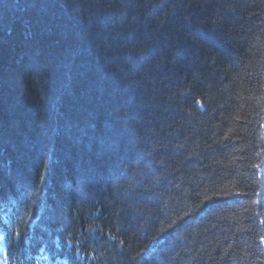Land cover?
<instances>
[{"label":"trees","instance_id":"16d2710c","mask_svg":"<svg viewBox=\"0 0 264 264\" xmlns=\"http://www.w3.org/2000/svg\"><path fill=\"white\" fill-rule=\"evenodd\" d=\"M0 264H264V0H0Z\"/></svg>","mask_w":264,"mask_h":264}]
</instances>
